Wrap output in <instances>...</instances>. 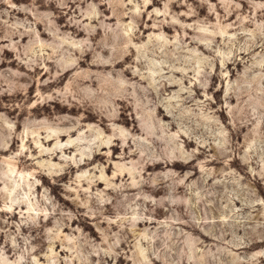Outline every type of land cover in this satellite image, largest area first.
<instances>
[{
  "label": "clouds",
  "instance_id": "1",
  "mask_svg": "<svg viewBox=\"0 0 264 264\" xmlns=\"http://www.w3.org/2000/svg\"><path fill=\"white\" fill-rule=\"evenodd\" d=\"M0 264H264V0H0Z\"/></svg>",
  "mask_w": 264,
  "mask_h": 264
}]
</instances>
